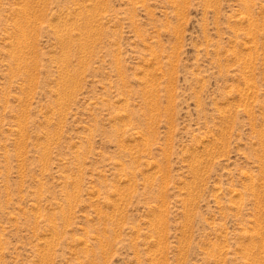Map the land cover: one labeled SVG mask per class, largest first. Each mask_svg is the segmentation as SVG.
Returning <instances> with one entry per match:
<instances>
[{
	"label": "rangeland",
	"instance_id": "1",
	"mask_svg": "<svg viewBox=\"0 0 264 264\" xmlns=\"http://www.w3.org/2000/svg\"><path fill=\"white\" fill-rule=\"evenodd\" d=\"M0 264H264V0H0Z\"/></svg>",
	"mask_w": 264,
	"mask_h": 264
},
{
	"label": "bare ground",
	"instance_id": "2",
	"mask_svg": "<svg viewBox=\"0 0 264 264\" xmlns=\"http://www.w3.org/2000/svg\"><path fill=\"white\" fill-rule=\"evenodd\" d=\"M61 38V37H60ZM247 88V87H246ZM248 176V175H247Z\"/></svg>",
	"mask_w": 264,
	"mask_h": 264
}]
</instances>
